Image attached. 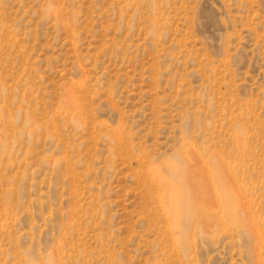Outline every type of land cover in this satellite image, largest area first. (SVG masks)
Returning <instances> with one entry per match:
<instances>
[{"label": "rangeland", "instance_id": "obj_1", "mask_svg": "<svg viewBox=\"0 0 264 264\" xmlns=\"http://www.w3.org/2000/svg\"><path fill=\"white\" fill-rule=\"evenodd\" d=\"M0 264H264V0H0Z\"/></svg>", "mask_w": 264, "mask_h": 264}, {"label": "bare ground", "instance_id": "obj_2", "mask_svg": "<svg viewBox=\"0 0 264 264\" xmlns=\"http://www.w3.org/2000/svg\"><path fill=\"white\" fill-rule=\"evenodd\" d=\"M185 184H186V183H185ZM195 194H196V193H195ZM185 203H186V202H185ZM190 203H191V202H190ZM194 203H195V202H194ZM188 204H189V203H188ZM192 204H193V202H192ZM195 204H196V203H195ZM181 205H182V204H181ZM187 206H188V205H187ZM187 206H186V207H187ZM196 206H197V205H196ZM201 206H202V205H201ZM188 207H189V206H188ZM188 207H187V208H188ZM193 207H194V206L192 205V208H193ZM195 210H196V212L198 213L197 208H196ZM185 213H186V212H185ZM190 213H191V212H190ZM187 216H188V215H187Z\"/></svg>", "mask_w": 264, "mask_h": 264}]
</instances>
